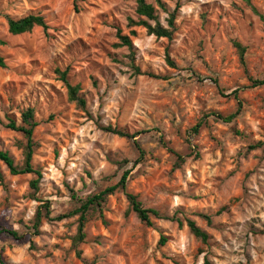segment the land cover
I'll return each mask as SVG.
<instances>
[{"label":"rangeland","instance_id":"obj_1","mask_svg":"<svg viewBox=\"0 0 264 264\" xmlns=\"http://www.w3.org/2000/svg\"><path fill=\"white\" fill-rule=\"evenodd\" d=\"M146 2L164 27L178 6L170 40L129 26L140 20L137 0H87L78 12L72 0H0V151L23 164L25 138L6 126L22 125L32 109V165L42 174L33 190L35 175L12 176L0 162V228L24 236H1L6 263L264 264V85H253L264 81V0ZM28 15L42 16L48 30L11 35L7 19ZM118 31L130 37V49L120 46ZM233 42L246 49L245 67ZM56 70L80 86L85 110L68 101ZM214 114L236 115L224 122ZM105 127L136 134L141 163L134 167L133 141ZM126 170L127 191L143 207L192 220L208 242L168 220L145 226L116 191L102 216L96 207L87 213L77 257L79 215L72 213Z\"/></svg>","mask_w":264,"mask_h":264},{"label":"trees","instance_id":"obj_2","mask_svg":"<svg viewBox=\"0 0 264 264\" xmlns=\"http://www.w3.org/2000/svg\"><path fill=\"white\" fill-rule=\"evenodd\" d=\"M87 0H72L73 2V9L75 12H78V3L79 2H84ZM248 5H250L249 1H247ZM178 6L174 8V10L169 14V18L167 19V26L164 27L162 26L156 16V11L155 8L146 2V0H137V6L135 13L136 15L140 18L139 21H134V20H129V26L130 27H142L146 30L147 34L149 36H154L158 39H168L170 40L172 38L173 33L175 32V21H176V13L178 11ZM256 13L257 11L252 8ZM150 22H154V25H151ZM7 24H8V32L11 35H21L25 33L31 32L35 27L42 28L44 31L48 30V25L45 22L44 18L40 15H28L23 18H20L18 20H13L8 18L7 19ZM134 35V32H131ZM119 41H120V46L131 48L132 47V42L130 40V37L128 36H122L120 31L117 32ZM233 46L237 49L238 55H239V60L240 63L243 67H245V51L246 49L239 44L238 42H233ZM167 64L170 66H173V63L169 60V58L166 59ZM6 64L3 59V57L0 55V68H5ZM56 73L59 75V78L63 81L67 88V97L68 101L75 103L78 108L81 110H85L86 102L83 98L79 96V90L80 86L78 85H71L68 82L67 79V74L68 71H61V70H56ZM254 86H259V85H264V81H254L253 82ZM232 95L237 99V90L232 92ZM218 119L223 120L224 122H230L234 119L236 114L229 115L227 117H222L218 114H214ZM21 123L22 125L17 126L15 122L10 121L9 124H7V128L19 132L23 135L25 138V145H23L22 148V154H23V164L21 166L15 165L14 160L11 158V156L5 152V151H0V162H2L6 168L9 171V174L12 176H20V175H26V174H33L36 176V179L30 182V187L33 190H37L38 183L40 179L42 178V174L39 170L35 169L32 165V158L34 154L35 147L37 146L36 142L33 139V132L34 129L37 126V122L34 120V112L32 109L26 110L24 113L21 115ZM200 125L197 124L193 128V132L197 133ZM103 130L107 133L113 134L115 136L121 137V138H127L129 140L133 141V144L135 146V149L138 151V158L134 162V167H136L141 161L144 159V151L141 149L140 145L136 142L135 137L136 134H129L127 132H124L122 130H118L116 128L112 127H105ZM176 155L177 161L179 163H183L184 159L180 155ZM133 167V168H134ZM131 174V170H126L122 173L119 181L110 187L105 188L98 194H95L91 197H88L85 201L81 202L80 206L78 209H76L72 214H78V228H77V235L72 241V246L76 250V255L77 257H80V251L78 250L79 244H81L84 239H85V225L87 222V213L89 212L90 209L96 207L100 211V215L102 216L101 213V208L103 203L106 201L107 197L109 195H112L116 191H121L125 195L128 204H129V209L131 212H133L139 221L143 223L147 227H152V218L158 219V220H168L171 222H175L178 226L179 229L183 228L186 226L189 230V232L198 240H200L201 243L206 244L208 242L209 236L208 234L202 230L200 227H198L195 222H193L190 219H180L177 217L176 214H174L172 217H164L161 216L160 213L154 209H147L143 207L142 203L138 201L137 197L127 191V184L128 180ZM2 179L0 175V180ZM46 218H48V213L46 212L45 214ZM67 216H60L57 218V220H61ZM202 218H204L207 223L211 222L210 217L202 215ZM42 219V214L40 209L37 210L35 217H34V222L32 229L35 233H37V229L40 225ZM1 236L11 238L15 241H21L23 240L24 236L19 235L17 231L11 230V229H4L0 228V238ZM167 242V239L164 236H161L158 244L159 245H165ZM0 264H8L6 263L0 252ZM203 264H210L208 260L205 259Z\"/></svg>","mask_w":264,"mask_h":264}]
</instances>
